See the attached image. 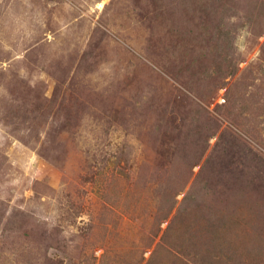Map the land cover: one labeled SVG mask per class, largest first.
Instances as JSON below:
<instances>
[{"label": "rangeland", "instance_id": "obj_1", "mask_svg": "<svg viewBox=\"0 0 264 264\" xmlns=\"http://www.w3.org/2000/svg\"><path fill=\"white\" fill-rule=\"evenodd\" d=\"M0 264H264V0H0Z\"/></svg>", "mask_w": 264, "mask_h": 264}]
</instances>
